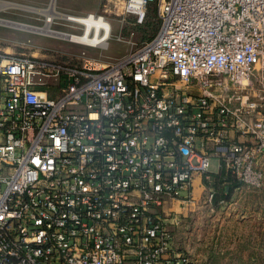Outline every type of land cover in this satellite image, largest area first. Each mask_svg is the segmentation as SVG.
<instances>
[{
  "label": "built area",
  "instance_id": "2783aa9c",
  "mask_svg": "<svg viewBox=\"0 0 264 264\" xmlns=\"http://www.w3.org/2000/svg\"><path fill=\"white\" fill-rule=\"evenodd\" d=\"M123 1L160 26L115 63L0 50V264H195L172 204L264 184V0Z\"/></svg>",
  "mask_w": 264,
  "mask_h": 264
},
{
  "label": "rangeland",
  "instance_id": "374dc122",
  "mask_svg": "<svg viewBox=\"0 0 264 264\" xmlns=\"http://www.w3.org/2000/svg\"><path fill=\"white\" fill-rule=\"evenodd\" d=\"M6 2L23 7L3 6ZM51 2L0 0V19L31 27L0 22V50L74 64H82L86 59H94L102 65L112 64L151 39L160 26L153 4L148 8L145 22L138 25L122 20L123 0H54L58 17L50 22V28L56 32L83 30V25L72 23L63 14L96 12L106 16L112 26L111 37L105 45L85 46L44 29L47 17L38 9L48 8ZM205 184L211 186L209 182ZM229 185L227 180L214 182L212 187L219 195L212 203L206 201L203 190L186 206L178 202L172 204L177 211L172 226L175 244L190 255L195 264H264V184L254 188L237 183L232 185V190L238 192L227 194L231 189Z\"/></svg>",
  "mask_w": 264,
  "mask_h": 264
},
{
  "label": "bare ground",
  "instance_id": "6f19581e",
  "mask_svg": "<svg viewBox=\"0 0 264 264\" xmlns=\"http://www.w3.org/2000/svg\"><path fill=\"white\" fill-rule=\"evenodd\" d=\"M3 5L4 6H14V7H23L22 5H18V4H14V3H8V2L3 3ZM30 9L36 10V8H32V7H30ZM38 10L41 11L42 13H45L47 16V20H46L47 23H46V26L44 29L48 33H55L56 35L63 37L65 39H69L72 41L73 40L79 41L82 44H89V45H95V44L105 45L106 40L111 37L109 26H108L107 22H105V21L104 22L103 21H100V22L96 21L95 22L98 24H103V26L105 27L104 32L99 33V31H97L94 34L89 35L90 26H91V24L94 23L93 21H90L89 19H80L79 20V21H82L85 25L84 32L80 36H72V35L68 34L67 32H56V31L52 30V28H50V22L52 21V17L56 14L54 0H52V2L48 8H45L43 10H40V9H38ZM0 22L5 23V24L15 25L18 27H23V28L26 27V28L31 29V27H29L28 25H26L24 23H13V22H9L6 20H2V19H0ZM32 29H35V27H33Z\"/></svg>",
  "mask_w": 264,
  "mask_h": 264
},
{
  "label": "crops",
  "instance_id": "0c3cea01",
  "mask_svg": "<svg viewBox=\"0 0 264 264\" xmlns=\"http://www.w3.org/2000/svg\"><path fill=\"white\" fill-rule=\"evenodd\" d=\"M2 6V5H1ZM4 6V5H3ZM47 17V16H46ZM238 182L237 181H231V185H229L230 187H231V189H229V190H227L228 192H227V194H230V193H237L238 192V190H236V189H233L232 190V188H233V186L235 185V184H237ZM204 185V182L201 180V177H199V176H197L196 178H195V180H194V191H195V193L196 194H198V195H200L201 194V192H202V190H203V186ZM233 185V186H232ZM228 196V195H227Z\"/></svg>",
  "mask_w": 264,
  "mask_h": 264
},
{
  "label": "trees",
  "instance_id": "16d2710c",
  "mask_svg": "<svg viewBox=\"0 0 264 264\" xmlns=\"http://www.w3.org/2000/svg\"><path fill=\"white\" fill-rule=\"evenodd\" d=\"M219 181H221V180H218L217 182H219ZM230 184H231V182H229Z\"/></svg>",
  "mask_w": 264,
  "mask_h": 264
}]
</instances>
